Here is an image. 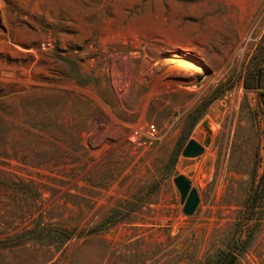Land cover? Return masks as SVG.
<instances>
[{
	"label": "rangeland",
	"instance_id": "374dc122",
	"mask_svg": "<svg viewBox=\"0 0 264 264\" xmlns=\"http://www.w3.org/2000/svg\"><path fill=\"white\" fill-rule=\"evenodd\" d=\"M232 257L264 264V0H0V264Z\"/></svg>",
	"mask_w": 264,
	"mask_h": 264
},
{
	"label": "water",
	"instance_id": "95a60500",
	"mask_svg": "<svg viewBox=\"0 0 264 264\" xmlns=\"http://www.w3.org/2000/svg\"><path fill=\"white\" fill-rule=\"evenodd\" d=\"M207 132L210 133L208 124H204ZM210 140H206L204 144H201L195 139H192L188 142L187 146L183 151V156L185 158H196L201 156L205 151V146L209 145ZM175 185L177 186L181 194V203L184 205L185 215L191 216L195 213L197 207L200 204V197L198 191L192 187L191 180L184 176L179 175L174 180ZM235 261V257L231 258V264Z\"/></svg>",
	"mask_w": 264,
	"mask_h": 264
},
{
	"label": "built area",
	"instance_id": "2783aa9c",
	"mask_svg": "<svg viewBox=\"0 0 264 264\" xmlns=\"http://www.w3.org/2000/svg\"><path fill=\"white\" fill-rule=\"evenodd\" d=\"M154 129V128H153ZM156 132V130H153V133H155Z\"/></svg>",
	"mask_w": 264,
	"mask_h": 264
},
{
	"label": "trees",
	"instance_id": "16d2710c",
	"mask_svg": "<svg viewBox=\"0 0 264 264\" xmlns=\"http://www.w3.org/2000/svg\"><path fill=\"white\" fill-rule=\"evenodd\" d=\"M17 245H19V244H16L14 247H16Z\"/></svg>",
	"mask_w": 264,
	"mask_h": 264
}]
</instances>
